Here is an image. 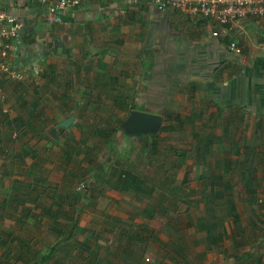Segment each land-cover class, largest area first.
Instances as JSON below:
<instances>
[{"label": "crops", "instance_id": "1", "mask_svg": "<svg viewBox=\"0 0 264 264\" xmlns=\"http://www.w3.org/2000/svg\"><path fill=\"white\" fill-rule=\"evenodd\" d=\"M0 8L6 9L23 24L22 33L11 43L12 49L7 56L8 63L23 73V79L0 83L4 93L14 100L15 107L11 116L2 115L10 120L17 115L23 122L43 125L49 120L42 109L46 104L45 95L51 96L49 93L59 85L62 90L70 89L67 94L65 90L59 94L56 92L60 103L54 100L59 106L68 103L65 98L70 103L75 100L70 96L72 92L81 95L85 90L82 94L86 98L92 97L88 101L93 102L86 101L85 106L78 102L76 105H82L81 109L95 111L99 109V104L105 105L110 101L114 107L125 111L126 117L131 111L158 116L160 127L157 131L162 128V123H224L221 125V134L214 137L218 139L225 133L227 137L219 140V143L226 144L222 152H225V158L236 160L235 167L239 160V166L234 169L226 161L222 165L223 169L218 170L219 158L216 155H209L212 164L202 159L201 164L205 167L209 165V175L225 176L224 179L238 175L241 183L239 189L243 193L238 200L226 196V193L225 200H217L218 203L212 206L214 212L207 216L202 213L199 216L189 215L185 218L187 228H175L178 231L191 229L190 232H176L173 235L163 233L164 236L145 231L141 232L144 233L142 236L136 231L116 233L113 237L115 245L108 250L104 247L101 257L94 250L95 240L112 242L110 234L106 238L104 234L97 237L93 234L90 241L71 238L75 232L85 231L83 224L96 218L87 217L80 221L79 214L75 213L76 204L73 203L76 200H72L76 196L70 194L65 200L62 194H58L51 207L56 212L69 202L68 214H53L49 207L45 210L46 216H40L39 213L36 218L38 224L59 225L60 228H53L59 237H56L59 248H53L55 242L48 247L43 243V247L33 251L34 248L30 247L32 244L19 237H30L26 225L37 223L36 220L32 221L29 210L37 208L41 212L40 208L43 207L38 199L39 193L26 199L25 190L32 193L31 184L37 181L48 183L45 165L40 164L44 157H40V150L36 151L37 154L23 150L26 147L22 139H32L35 135L26 130L21 138L16 137L14 130L6 127L0 116V264H123L117 263L118 258L128 259L133 251L142 250L138 244L144 240L152 241L156 247L148 251L152 259L153 256L160 258L155 254L164 253L172 261L171 264L187 263L186 259L192 256L190 251H195L196 257H204V264H264V17L247 19L242 32H227L212 38L210 33L215 30L212 21L186 16L176 10L160 12L148 0H81L78 6L64 12L59 24L47 22L43 10L35 4L6 1L0 3ZM230 40L240 47L239 55L227 50L226 44ZM63 71L66 76L62 75ZM68 75L72 81L66 78ZM36 82L39 83L38 87H34ZM183 109H187V113L179 116V111ZM223 114L227 117H223ZM126 117L122 121L117 120V123H124ZM244 118L249 120L247 132L239 135L240 127L229 125L242 123ZM110 128L116 132L112 134ZM110 128L104 131L108 132L106 136L113 138V144L116 140L120 143L135 138L118 129L117 125H110ZM106 136H100L103 142ZM211 136L202 135L199 140ZM41 139V134L36 136L37 141ZM9 145L14 146L17 152L13 153V163L7 161L8 154L1 156ZM30 155L31 162L37 161L36 167L30 166V163L24 168L16 166ZM80 155L84 156L83 153ZM60 158L64 161L61 155ZM14 162L15 166L12 167ZM197 168L201 169L200 166ZM100 172L102 178H98V173H95L94 181L90 180L94 184L98 181L96 184L99 188L94 185L89 189L91 196L94 192L95 196L98 195V200L103 189V199L110 196L108 193H118L111 189L112 181L105 178L107 174ZM24 174L28 179L32 177L27 189L21 181ZM32 174H42L45 179L33 178ZM108 175L113 177V173ZM86 176L90 178L89 174ZM244 176L249 178L248 188L243 183ZM85 181L80 180L75 185ZM229 181L224 186L228 185L232 193L231 178ZM22 185L23 188H20ZM202 186L201 193H206L202 200L205 211V196L210 190L204 183ZM224 186H219L217 190L225 193L222 189ZM45 188L48 186L41 189L42 197H46ZM193 191L196 192L195 189ZM106 202L109 203V200ZM198 209H201V205ZM151 213L142 216L152 220L155 216ZM113 218L116 224L126 223L118 217ZM207 218L222 225L220 232L224 236L216 245L205 239L202 227H196V222L202 223ZM40 234L41 229L37 236ZM128 235L132 238L131 242H126ZM32 236L35 235L30 238ZM114 254L118 255L116 260L112 259ZM211 254L215 255L211 257ZM47 260L49 262L44 263ZM131 260L136 261L135 264H142L140 254L137 259ZM165 263L170 264L169 261Z\"/></svg>", "mask_w": 264, "mask_h": 264}, {"label": "rangeland", "instance_id": "2", "mask_svg": "<svg viewBox=\"0 0 264 264\" xmlns=\"http://www.w3.org/2000/svg\"><path fill=\"white\" fill-rule=\"evenodd\" d=\"M59 72L61 73V71ZM62 75L66 76L64 71ZM70 75H68L66 78L72 81L70 79ZM57 78L61 80V77L57 76ZM38 85L39 83H37L34 87H38ZM11 87H14V85H11ZM1 88L4 91V87L1 86ZM64 90H62V88L58 85L55 91L49 93V95H51L52 97L48 96V94L45 95L46 104L42 109L46 118L50 121L47 120V122L43 123V125L41 123V127L39 126V130L37 132H30L31 134L35 135V138L30 139L29 137H25L21 141L23 142V144L27 145L28 148L30 147L31 154H37L38 152L35 151L40 150V157H44V160H42L40 164L43 163L45 165L48 183H41L37 181L31 184L32 177L28 179L26 177V174L22 176L23 179L21 181L25 183V189H27L29 183L32 185V193H29L27 192V190H25L27 193L25 198L27 199L31 195L35 193L37 195V193H39L38 199L41 201L43 207L40 208L41 212L37 208H31V210H29L32 215V221L36 220L37 223H30L26 226H28L30 237L31 235L35 236H32V238H30L28 235L26 236L24 234L25 236L19 237V239H27V241L32 244L30 245V247L34 248L33 251H37L38 247H43V243L44 246L48 247L50 243L55 242L56 244L53 245V248H59V245L57 244L59 242V237L55 235L53 230L54 227L60 228L59 225L48 223H46L45 225L38 224L36 218L39 216V213L41 214L40 216L47 215L45 214V210L51 207V203L55 201L54 199L58 194H62L65 200L68 199V195L70 194L77 197H72V200H76L73 203L76 204L75 213L79 214L80 221H84L87 217H90L91 219L96 218L88 224H83L82 227H84L85 231L75 232L74 234H72L71 238H77L79 239V241H82V238H85L87 241H90L93 234H95L96 237L99 235L103 236L102 234H104L105 238L109 234L111 235H109V239H111L112 242H109V240L107 242L103 239L99 240V242L95 240L96 244H94V250L96 249L97 255H100V257L102 256V249L104 247L105 250H108L109 247H113L115 245L114 242L116 241L113 240V237H115L116 233H123L121 231H136L137 233L141 234L140 236L144 235V233H141L143 231L147 233L156 232L161 236L163 233H170L173 235L176 232H178L179 234V232L186 233L192 231L191 229H180L178 231V229L175 230V228H187L185 218H187L189 215L199 216L202 213L205 216L202 200L206 193H201V189L203 186L202 182H200V178L207 177L210 174V170L209 168H207V166H209L208 164L205 167L203 164H201V160L198 162V164H196L193 158L190 157L188 153H186L188 150L193 149L195 145V142H193L195 139L191 137V133H198L199 137H197V139H199L202 135H220V131L222 129L221 125L224 123H162V127L169 125L172 127V129L170 131H160L159 129L153 137L150 136V134L146 135L145 140L143 138H139L141 136L140 134H133L125 131L124 123H117V120H124V118L126 117V112L114 107L110 101H108L105 105L99 104V109L95 111H92L90 108L81 109V107L86 105V101L92 100V97L86 98L87 96L83 95L85 93V90H83L84 92H81V95L72 92L70 96L75 100H72L70 103V101L65 98L68 103L65 104L62 102L64 105L59 106L57 102L60 103V101L58 100L57 95L59 93H62ZM69 90H65L64 93L67 94ZM57 91L58 94L56 93ZM5 95L6 103L10 105L12 111L15 112V107H13L14 100L10 98L6 93ZM54 99H56L57 102ZM78 102H82L83 106H77L76 104ZM224 112L226 113V111ZM179 113V116L184 115L185 113H187V109L180 110ZM0 116L3 118L1 112ZM69 116L73 117V123L67 129H62L63 131L59 133V136L56 135L54 137L55 139L53 138V140L56 141V144H51L52 142L47 139L48 130L52 129L53 126L56 125L59 121H62ZM223 117H227V115L223 114ZM248 122L249 120H247V118H244V120H242V123H233V126L232 124L229 126L236 128L240 127V135L247 132ZM110 125H117L118 129H121L125 133H128L130 136H133L135 138L120 143H118V140H116L117 142H114L113 144V138H109L108 136H106L108 132L106 133V131H104L108 130L110 128ZM226 127H228V125ZM94 130L104 131L101 135L106 136L104 139L105 142L101 140L100 136L96 137L94 134H92ZM40 134L42 135V139L37 141L36 136ZM88 134L89 137L87 138ZM65 141H68L67 144H72V146L74 145V150L78 149L77 143L75 142L83 143L85 146L90 148L92 147V150L89 151V153L91 154L90 162L95 161L96 167L97 165H99V167L96 168L92 165L91 167L93 168H91L87 165V163L83 162L86 160L84 156L80 155L82 152L79 150L80 148H82V144L76 154L68 162L63 161L60 158V150L65 149ZM151 141H154L155 144L152 148V153L149 152V145ZM228 147L229 146L227 145V148ZM28 148H23V150L26 151V149ZM42 148L45 149L42 150ZM225 148V143L222 144L218 142L210 145V147L207 148V160L212 164V160L209 155H216V157L219 158V165L217 166L218 170L223 169L222 165L225 164L226 161H228V163L235 169L236 160H234V158H225L226 154L225 152H222ZM180 151H185V153L179 160L177 155L178 153H180ZM13 153L17 152L14 151V146L12 147L11 145H9L8 147H6V151H3L4 155L1 156L4 157L8 154V159L6 158L7 161L11 160V163H13L12 161H15L13 159ZM31 161L32 156L30 155L28 157H25V160L23 158V161L16 166L24 168L27 167L28 163H30V166L36 167L37 161L34 160V163ZM213 161H215V158H213ZM239 162L240 161L238 160V164ZM14 166L15 162L12 167ZM197 166H200L201 169H198ZM112 167L115 171L120 169L138 176L142 181L145 182V185H147L148 187H152V193L148 197L139 201L129 195H122L116 192L108 193L109 190L107 188V193L110 195L106 197L107 199H103L104 189L102 191L103 193L101 192V199H97L98 195L95 196V192L93 193V196H91L89 189L94 187V185L97 186L96 182H98L96 181L94 184L92 181H90L92 179L94 181L93 174L98 173V178H102V173L99 171L100 169L104 171L105 174H107L105 178L112 181V177L108 175V173H113V170L111 169ZM87 174L90 175V178L89 176H86ZM33 178H40L41 180L45 179L44 176L42 178V174H34ZM230 178L232 193L228 185L224 186L222 189L226 191V196L231 197L232 199H241L243 193L239 189V185L241 183L238 179V175H231L227 179L230 180ZM84 179L86 180L84 183L85 186L83 185V189L78 190V186L75 184H78V181ZM101 182L102 181H100V184ZM35 186H38V188ZM46 186H48V188H45L46 197H42L40 195L42 192L40 187H42L43 189ZM20 188H23V185ZM97 188H99V186H97ZM194 189L196 190V192L193 191ZM106 200H109V203H107ZM133 200H136L137 202H133ZM68 204L69 202H67V206L65 204L67 208L69 206ZM146 204L150 205L153 208L152 211L156 213L155 217L152 220L144 219L142 216L143 214L147 215L148 213H150V211L146 209L143 210V214L141 213V210L143 208H146ZM199 205H201V209H198ZM66 207H63V212L60 213L63 214L64 211H66L65 213L68 214L69 208L67 209ZM51 210L54 214L55 210L53 209V207H51ZM113 217L123 219L126 223L116 224L113 222ZM102 221H104V223H102ZM178 222H180L181 226ZM69 226L72 229V224H70ZM40 229L41 234L38 237L37 234ZM215 229L219 231L217 226L215 227ZM56 237H58V239ZM38 239L40 240V243ZM148 242L149 241L146 242V240H144L140 242V244H138V248L142 249L138 251L142 264H166L165 262L167 261H169V263H172L171 260L165 257L164 253L160 252L155 254L160 256V258H156L153 256L152 259V256H150L148 251L154 250L156 249V247L154 244H152V241H150L149 243ZM87 244L91 245V242H88ZM204 249L205 247L203 246V251ZM211 249L213 250L214 248L212 247ZM186 250H188V248ZM190 255L192 256L186 259L187 263H179L204 264V257H196L197 254L195 253V251H190ZM214 255L211 254V257ZM117 258L118 255L115 254L112 257V259L115 260ZM145 258L148 259V262L144 261ZM131 259H133V257L131 256L128 259L125 257H123L122 259L118 258L117 263L135 264L136 261H132ZM181 260H183V258ZM48 262L49 260L45 261L44 263Z\"/></svg>", "mask_w": 264, "mask_h": 264}, {"label": "built area", "instance_id": "3", "mask_svg": "<svg viewBox=\"0 0 264 264\" xmlns=\"http://www.w3.org/2000/svg\"><path fill=\"white\" fill-rule=\"evenodd\" d=\"M22 2L38 5L44 13L46 21L51 24L62 22L64 12L76 7L81 0H0L1 2ZM150 5L158 11H180L186 16H195L208 19L215 25L211 31L212 38L225 35L227 32H242L247 19L264 17V0H148ZM23 24L6 9L0 8V82H19L23 79V73L12 67L8 61V51L12 49L11 43L18 39L22 33ZM227 50L233 55H239L241 49L234 40L226 44ZM0 112L11 116L13 111L6 103V95L0 86ZM80 183L78 190L83 188ZM145 262L148 259L145 258Z\"/></svg>", "mask_w": 264, "mask_h": 264}, {"label": "trees", "instance_id": "4", "mask_svg": "<svg viewBox=\"0 0 264 264\" xmlns=\"http://www.w3.org/2000/svg\"><path fill=\"white\" fill-rule=\"evenodd\" d=\"M3 121L5 122L4 123L5 126L13 129L16 137L18 136L20 138L22 137V135L24 134V132L26 130H28L29 132H37L39 130V126L41 127V123L33 124V123H29V122H23L20 118L17 117V115H16V117H14L11 120L3 115ZM53 128L55 129L54 130V136H56V135L59 136V133L63 131L61 128H57L56 125H54ZM171 129H172V127L164 126V127L160 128V131H162V130L167 131V130H171ZM111 132L113 134L116 132V130L111 129ZM100 133L101 132L99 130H94V135L96 137L101 136ZM150 136L153 137L154 135L152 134ZM191 136L195 139L193 141V142H195V145H194L193 149L188 150L186 153H188L189 156L193 158L195 163L198 164V162L201 159L206 162L207 159L205 158V156L207 155L208 146L214 144V142H216V141L217 142H219V140L222 141V139L225 137V133H224V135H221V137H219L218 139H216L214 136H211V137H205V138L199 140V139H197L198 134L196 132H192ZM140 137L141 138L143 137V139H144V137H146V135L140 136ZM47 139L52 142L51 144H56L55 140H53L52 136L50 135V130H48V132H47ZM153 139H155V138H153ZM65 143H66L65 149L60 150L64 161L68 162L76 154V152L78 151L79 147L82 144L83 146L79 150L84 154V158L86 161H83V162L87 163V165L90 167L92 165H93V167H96L95 161L90 162L91 161L90 160L91 154L89 153V151H91L92 148L85 146L83 143L75 142V143H77L78 149L74 150L73 149L74 145L71 146V144H67L68 141H65ZM22 146H24V145H22ZM150 146H151L150 147L151 149H149V152L152 153L154 141L150 142ZM25 147L28 148L27 145H25ZM26 151L31 152V149L28 148V149H26ZM184 153H185V151H180V153H178L177 156H178L179 160L183 157L182 155ZM238 166H239V164H238ZM93 167H91V168H93ZM97 167H99V165H97ZM111 169L113 170V167ZM99 171H102V170L99 169ZM248 181H249V178H248V176H246L245 182L243 181L246 188H248V186H249ZM200 182L207 185L209 187V190H210L208 196L207 195L205 196V201L207 204V206L205 207V216H207V214L214 212V209L212 208V206L215 203H217V200L222 201L224 199L226 193H224L222 190H217V189L219 188V186L222 187V186L228 184L229 180L224 179V176H217V175L211 174V175H208L207 177L200 178ZM111 184H112V186H110V187L114 191H117L120 194H126L129 196H132L136 200H143L144 198L148 197L152 193V187H147L144 184V181H142L138 176H135L129 172L122 171L120 169L116 170V171L113 170V177H112V183ZM145 207L146 208H143V210L144 209H146L148 211L153 210V208L148 204H146ZM62 208L63 207H59L58 210L56 211L57 213L55 212V214H57V215L67 214V213H63V214L60 213V212H63ZM153 214L154 213H151L152 216H153ZM228 214H229V212H228ZM154 216H155V214H154ZM200 223L196 222V227L197 226H198V228L202 227V229L205 233V239L208 240L212 245H216L223 238V236H224L223 232L222 231L220 232V229L222 226L221 223H217L212 218L204 219L203 222L201 224ZM216 226L218 227L219 231L215 229ZM124 233L127 234L128 232L126 231ZM125 239H126V242L127 241L131 242L130 239H132V238H131V236L128 235V236H126ZM126 256H128V255H126ZM130 256L133 257V259H137L139 257V252L133 251L132 253H130Z\"/></svg>", "mask_w": 264, "mask_h": 264}, {"label": "water", "instance_id": "5", "mask_svg": "<svg viewBox=\"0 0 264 264\" xmlns=\"http://www.w3.org/2000/svg\"><path fill=\"white\" fill-rule=\"evenodd\" d=\"M73 122V117H68L56 125L57 128L67 129ZM160 127V118L154 114L131 111L124 122L125 131L133 134H154ZM54 128L50 135L54 138Z\"/></svg>", "mask_w": 264, "mask_h": 264}, {"label": "clouds", "instance_id": "6", "mask_svg": "<svg viewBox=\"0 0 264 264\" xmlns=\"http://www.w3.org/2000/svg\"><path fill=\"white\" fill-rule=\"evenodd\" d=\"M13 137V136H12ZM52 139H53V137H52ZM55 139V138H54ZM82 183H84V182H82ZM79 186V185H78ZM78 188V187H77ZM83 189V188H82Z\"/></svg>", "mask_w": 264, "mask_h": 264}]
</instances>
